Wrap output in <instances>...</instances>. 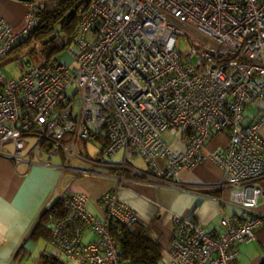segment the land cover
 Listing matches in <instances>:
<instances>
[{"label":"built area","instance_id":"1","mask_svg":"<svg viewBox=\"0 0 264 264\" xmlns=\"http://www.w3.org/2000/svg\"><path fill=\"white\" fill-rule=\"evenodd\" d=\"M20 1V28L0 18V60L34 23L40 2ZM68 52L69 63L29 64L18 78L0 66V156L57 167L61 177L113 170L120 182L100 196L102 218L89 212L86 193L60 195L62 213L44 209L50 242L82 264H122L113 230L140 220L118 197L124 176L190 191L197 186L179 182V173L210 160L239 214H224L215 233L195 209L175 215L163 263L236 264L238 246L264 224V0H90ZM217 134L225 142L207 148ZM80 141L96 155L84 154ZM119 150L120 162L105 158ZM87 229L94 238L85 242Z\"/></svg>","mask_w":264,"mask_h":264},{"label":"crops","instance_id":"2","mask_svg":"<svg viewBox=\"0 0 264 264\" xmlns=\"http://www.w3.org/2000/svg\"><path fill=\"white\" fill-rule=\"evenodd\" d=\"M25 13L26 7L20 0H0V18L14 28L23 25ZM13 53L15 50L1 58V68L15 59ZM20 58L19 76L31 64L29 57L22 55ZM27 60L28 65L25 64ZM224 142L225 138L217 134L207 148H216ZM115 174L113 170L107 171L105 176L73 174L69 182L62 183L64 175L61 177L57 167L28 164L0 156V264H82L63 257L50 242L49 223L43 226L46 234L34 233V229L45 208L50 207L60 195L73 191L86 193L89 212L102 218L104 214L99 198L118 187L120 182ZM124 177L118 190L119 199L139 214L141 222L150 223L159 231L164 253L169 248H164L162 236H167L170 241L171 221L175 215L188 216L195 209L196 220L215 233L220 231L219 220L224 214H239L228 204L229 190L217 187L223 180L222 169L209 160L179 173V182L197 186L190 191L155 186L127 174ZM208 186L214 188H206ZM93 238V233L85 230L83 241ZM236 264H264V224L255 230L251 241L238 246Z\"/></svg>","mask_w":264,"mask_h":264},{"label":"trees","instance_id":"3","mask_svg":"<svg viewBox=\"0 0 264 264\" xmlns=\"http://www.w3.org/2000/svg\"><path fill=\"white\" fill-rule=\"evenodd\" d=\"M89 2L90 0H45L40 2L33 10L34 23L29 33L11 51L17 49L23 51L28 43L33 41L35 46L36 43L41 45V51L46 55V60L43 63L54 59V55L70 45V38ZM33 50L36 51V48ZM25 51L21 56L28 57L29 53L32 55L34 52ZM48 208L49 210L58 208L60 213L63 212L59 198ZM45 223L50 224L47 212L40 215L34 233L46 234V228H43ZM49 230L51 232V229ZM113 231L119 240L122 264H164V252L159 231L152 224L138 220L131 227L120 232L116 229ZM54 259L55 257L50 258V260Z\"/></svg>","mask_w":264,"mask_h":264},{"label":"rangeland","instance_id":"4","mask_svg":"<svg viewBox=\"0 0 264 264\" xmlns=\"http://www.w3.org/2000/svg\"><path fill=\"white\" fill-rule=\"evenodd\" d=\"M39 2L45 1V0H38ZM64 38V37H61ZM59 42V41H58ZM70 46V45H69ZM68 46V47H69ZM68 47L62 49L60 52H58L56 55H54V58L57 59L60 62H64V63H69L71 61V57L70 54L68 52ZM178 47L180 48V50L184 51L187 49V44L184 41V39H179L178 41ZM33 48H36V51L33 50ZM26 51H34L32 55H30L31 53H29V58L31 60V64H41L46 60V55L44 52L41 51V45L35 43L33 41H31L30 43H28V45L25 47ZM23 49H17L15 50V53L12 54V56H15V59L10 61L9 63H7L6 65H4L2 67V72L7 76V77H18L21 73V66H22V61H21V54L25 51ZM25 51V52H26ZM250 110H253L252 107H250ZM29 146L35 142V138L34 137H29L27 139ZM81 147L79 148L84 154H89L91 156L96 155L97 153V148L95 147V145H93L92 143H87L85 144V146L82 144V141H80ZM122 156H123V151L119 150L117 151L115 154L112 155H105V158L107 160L110 161H114V162H120L122 160ZM42 159L44 160H48L50 159V161L52 163H60L61 160V156H52V157H48L46 154H43L42 156H40ZM36 159H38V157H36ZM131 162L135 163L136 165H138L139 167L141 166H145V162L141 157H133L130 159ZM210 161V160H209ZM70 165L72 166H82L85 167V163L80 162L78 159H72L70 162ZM63 179H62V183L70 180V177H73V174L69 171H65L63 172ZM69 182V181H68ZM262 183H264V180L262 181ZM167 236L163 235L162 236V241L164 243V248L168 249L170 247V241L167 238ZM51 249L52 247L49 246Z\"/></svg>","mask_w":264,"mask_h":264},{"label":"water","instance_id":"5","mask_svg":"<svg viewBox=\"0 0 264 264\" xmlns=\"http://www.w3.org/2000/svg\"><path fill=\"white\" fill-rule=\"evenodd\" d=\"M45 42H46V41H45ZM25 64H27V65H28V64H29V60L25 61Z\"/></svg>","mask_w":264,"mask_h":264}]
</instances>
